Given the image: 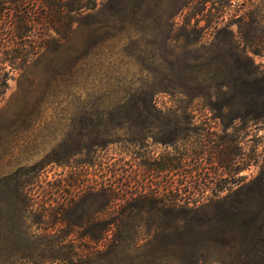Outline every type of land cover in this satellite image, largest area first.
I'll return each instance as SVG.
<instances>
[{
    "label": "rangeland",
    "instance_id": "1",
    "mask_svg": "<svg viewBox=\"0 0 264 264\" xmlns=\"http://www.w3.org/2000/svg\"><path fill=\"white\" fill-rule=\"evenodd\" d=\"M95 1L76 16L57 47L40 49L9 73L0 97V245L20 251L39 238L45 246L50 239L42 233L69 231L64 241L81 253L91 251L87 264L234 263V257L213 246L143 243L144 234L135 249L104 254L99 252L103 241L78 234L88 227L89 214L100 217L122 207L121 201L103 204L98 191L103 186H113L123 198L152 187L164 191L168 183L229 178L233 162L218 166L211 149L191 154L199 133L213 142L220 132L218 120L206 110L174 121L163 113L133 119L138 115L120 109L138 100L133 89L159 83L163 73L232 68L234 53L241 51L237 18L264 25V0ZM245 54L264 68V53ZM239 58L244 65L243 55ZM155 103L161 107L169 101L157 94ZM233 124L240 150L251 160L233 174L242 175L238 183L214 198L241 197L245 188L236 187L264 171V120ZM183 149L184 160L172 166L169 156ZM130 212L134 224H124L125 229L139 214L154 210L135 206ZM137 225L142 231L147 227L146 221ZM24 232L33 233L27 242ZM48 253L45 264H57Z\"/></svg>",
    "mask_w": 264,
    "mask_h": 264
},
{
    "label": "trees",
    "instance_id": "2",
    "mask_svg": "<svg viewBox=\"0 0 264 264\" xmlns=\"http://www.w3.org/2000/svg\"><path fill=\"white\" fill-rule=\"evenodd\" d=\"M95 5V0H0V97L12 70L24 67L40 49L57 47L68 37L76 16ZM236 30L241 51L234 53L232 68L217 66L204 72L163 73L159 83L133 89L132 94L138 95V100L124 103L120 109L126 114L138 115L130 117L133 119L144 120L149 115L163 113L174 121L188 120L200 108L206 110L210 117L218 120L220 132L213 142H209L206 132L199 133L193 139L197 145L191 154L211 149L218 166H222L224 160L225 163L233 162L229 178L213 179L209 176L199 181L168 183L163 185L164 191L152 187L151 190L134 192L123 198L113 186H103L98 190L103 196V204L116 206L121 201L122 207L100 217L89 214L85 219L88 227L78 234L94 243L103 241L99 243L104 249L99 252L115 254V250L127 246L135 249L144 234L143 243L157 241L172 246H213L234 257L232 264H264L263 169L257 176L236 187L234 191L245 188L241 197L232 198L227 194L214 198L218 191L238 183L242 175L233 177V174L251 160L240 150L241 144L236 135L238 127L233 122L241 120L254 124L264 120V68L245 54L246 50L257 55L264 53V25L238 17ZM242 55L246 61L244 65L238 62ZM213 78L217 80L215 83L200 82ZM157 94L166 95L169 103L157 106ZM185 153L183 149L169 156L173 160L171 165L178 166ZM135 206L142 211L153 209L154 213L149 216L139 214L135 225L125 229L124 224L134 222L130 209ZM203 207L209 209L203 210ZM142 221H146L147 226L143 231L137 227ZM68 232L60 235L42 233L50 239L45 246L37 240L39 238L27 242L33 233L24 232L27 242L23 245L24 249L18 251L0 245V254L3 255L0 264H45L48 260L44 256L46 250L57 264H87L91 261V251L81 253L69 243L71 241H64ZM94 250L98 251L97 245ZM18 252L20 255L15 257Z\"/></svg>",
    "mask_w": 264,
    "mask_h": 264
}]
</instances>
